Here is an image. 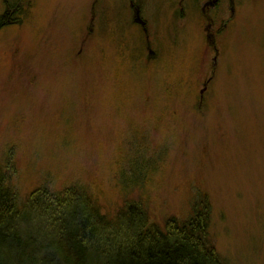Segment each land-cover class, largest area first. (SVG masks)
Here are the masks:
<instances>
[{
  "label": "rangeland",
  "instance_id": "1",
  "mask_svg": "<svg viewBox=\"0 0 264 264\" xmlns=\"http://www.w3.org/2000/svg\"><path fill=\"white\" fill-rule=\"evenodd\" d=\"M17 1L0 26V170L18 202L80 188L162 226L203 193L222 261L263 264L264 0H133L144 32L129 0Z\"/></svg>",
  "mask_w": 264,
  "mask_h": 264
},
{
  "label": "trees",
  "instance_id": "2",
  "mask_svg": "<svg viewBox=\"0 0 264 264\" xmlns=\"http://www.w3.org/2000/svg\"><path fill=\"white\" fill-rule=\"evenodd\" d=\"M202 194L185 219L169 217L160 226L139 202L103 214L80 188L40 187L19 203L0 170V264H225Z\"/></svg>",
  "mask_w": 264,
  "mask_h": 264
},
{
  "label": "flooded vegetation",
  "instance_id": "3",
  "mask_svg": "<svg viewBox=\"0 0 264 264\" xmlns=\"http://www.w3.org/2000/svg\"><path fill=\"white\" fill-rule=\"evenodd\" d=\"M14 1L15 0L11 1V4L8 0L3 1L4 10L2 12L3 14L0 16V26L5 25V24L16 23L14 16L16 15L17 11L19 10L20 4L17 1V3L15 5H13ZM21 1L22 0H19V2H21ZM128 5H129L131 13H133V22H134V18L137 17V14H138L139 19L143 22V24L134 22L135 23L134 25L137 26V29H139V30L142 29L144 32L145 31L144 26H145L146 22L143 20V18L141 16V14L143 12L142 5L139 3L136 4L133 0H129ZM215 5H216V3L212 7H205V5L203 4V6L201 7V11L204 13L207 11V9L213 8ZM11 6H13V9H10ZM206 19H207V17H206ZM210 25H211V22H210Z\"/></svg>",
  "mask_w": 264,
  "mask_h": 264
},
{
  "label": "water",
  "instance_id": "4",
  "mask_svg": "<svg viewBox=\"0 0 264 264\" xmlns=\"http://www.w3.org/2000/svg\"><path fill=\"white\" fill-rule=\"evenodd\" d=\"M217 1L218 0H209L204 5H205V7H212L215 3H217ZM134 22L143 24V22L139 19L138 14H137V17L134 18Z\"/></svg>",
  "mask_w": 264,
  "mask_h": 264
},
{
  "label": "bare ground",
  "instance_id": "5",
  "mask_svg": "<svg viewBox=\"0 0 264 264\" xmlns=\"http://www.w3.org/2000/svg\"><path fill=\"white\" fill-rule=\"evenodd\" d=\"M7 182V181H6Z\"/></svg>",
  "mask_w": 264,
  "mask_h": 264
}]
</instances>
